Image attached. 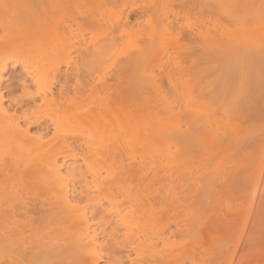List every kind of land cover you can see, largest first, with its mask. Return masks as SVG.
<instances>
[{"label": "rangeland", "instance_id": "rangeland-1", "mask_svg": "<svg viewBox=\"0 0 264 264\" xmlns=\"http://www.w3.org/2000/svg\"><path fill=\"white\" fill-rule=\"evenodd\" d=\"M123 1L125 2L126 0ZM45 2L43 7L45 11L43 10L44 13H42H46L47 23L50 25L48 28L52 31V33L48 31L50 33L47 34L48 40L38 39L40 42L36 40V42L30 44V38L25 37L23 42L31 46H29L30 50L27 46V50L23 49L22 52L14 48V51H9V48H7V50L5 49L4 52L0 53V59H4V63L6 62V71L3 73L2 81L3 87L6 86L3 94L6 100L2 102V106L7 107L11 115L15 113L13 109L17 108L16 113L21 115L23 110L21 108L31 109L28 102L30 96H37L35 101L37 105L32 112L30 111L29 121L49 122L53 123L52 125L54 126L53 130L42 137L41 140L33 139L32 141H27V144H23L17 149H14L16 147L0 149V172L3 174V177H0V194L1 192H6L7 194L16 193L24 200H35L33 203L35 202L38 208H36V212L33 211L32 214L34 215L31 214L33 217H31V220L23 219V225L20 224L18 232L14 231L9 245L4 248L2 245L0 246V260H5L7 257L13 260L16 257L14 264H92L91 257H89L92 247H88L82 255L78 256V253L75 254L78 257L72 255L71 259L63 249L62 244L67 240L66 236L69 238L73 233H75L73 235L79 233L69 222L70 217L62 220H46L48 219L45 215L46 213H43L47 210H54L60 205L61 192L66 187L68 189L73 185H75V188L78 187L76 184L77 179L74 178L77 174L74 173L75 175H72L73 172H65V178L62 177L63 179L49 184L42 176L38 178V176L34 177L30 174L28 163H23L25 161L23 157L31 154L39 144L54 145L62 138L63 145L66 148L60 149L63 154L58 156V163H65V168L71 165L85 172L91 187L95 181L94 184L98 180L100 182L102 177L106 178V180L108 177H118L124 169H130L135 172L153 169V171L157 172L156 176L158 175L161 180H163L162 177H165V175H167L168 179L170 177L168 175H171L170 172L174 175L171 176L174 177L173 179L169 178L171 182L175 180L172 184H169L170 186H167L170 181L168 183L165 181V184L164 180L166 178L163 180L167 188L163 184H161L163 185L160 186L161 188L156 184L152 188H148V186L145 192L140 190V192H136V188H134L136 179L132 177L130 185L120 188L113 195L111 194L112 196L108 195L105 190H102L103 192L95 190L90 192L89 195L87 194L88 196L86 195V197L90 196L88 199L85 196L86 199L84 197L72 198L71 204L76 207L74 213L89 215L88 219L90 223L92 222L89 225L88 236L83 237L84 241H87L92 236H96L99 242L103 241L105 249L112 250L113 255L109 254L111 251L107 252V250L106 252L111 257L110 260L112 259L111 261L115 264L118 259L123 261L126 256V260L131 257L133 261L135 259L131 264H141L149 259L156 260L158 256L161 259L156 260V264H201L204 261L207 264L213 257H219L216 252H218L219 248L221 249V245L223 248L226 247L228 249H224L227 252H224V256L222 255L221 258L219 257V264H264V53L262 52L264 50L261 49L262 51H259L264 46V16L263 18L261 17L263 19L261 20L262 22L258 21L259 23H255V25L253 23L243 25V20L241 23L232 21V23L224 24L226 22L218 19L219 16L217 14L221 16L220 18H223L218 8H215L216 14L211 9L215 15L214 19L212 12L209 13L208 11L206 13L207 9H204V5L202 9V2L201 5L198 3L199 5L197 4L196 8H193V6L191 8L190 4L187 5L186 3H189V0H129V2L127 0L128 3L125 2V4L124 2L121 3L120 0H48ZM39 3L36 5L38 6ZM250 3L251 6L248 5L252 10L250 14H254L253 12L258 14L256 12L257 9L258 11L261 9L260 13L264 11V8H261L264 7V0H252ZM41 5L38 6L39 9L42 8L40 7ZM185 5L189 6L190 9ZM32 6H30L31 9ZM197 6H200L201 9L199 7L197 9ZM124 9L132 12V20L127 28L120 25L122 20H119V22L115 20V15L121 10L125 11ZM2 11L0 10V13ZM163 11L167 13L165 14L168 18L163 17L166 16ZM186 11L188 12L185 13ZM71 12L78 13L79 20L77 21H79V24L75 23V25L73 24L74 22L70 24L71 31L65 34L66 38L63 41L65 43L64 47L69 48L64 50L59 36L60 28L57 25L60 23L59 20H61L62 14H66L67 16L65 15L64 17L67 19L72 14ZM174 12H177L176 14L182 12V14L178 18V15L177 17L174 16L176 15ZM242 13L245 16L247 14L246 11ZM136 14H138V17L135 16ZM0 15V19H4L8 14H5L6 17L4 16L3 18L4 13ZM79 15L82 16L79 17ZM85 15L96 17L98 19L96 25L89 29L88 19L86 20L87 17ZM206 15L209 16L207 17ZM30 16L28 18L31 19L27 20L25 18L26 21L23 23L26 28H30L34 24L32 19L34 16ZM258 16L260 17L261 15ZM75 18L77 17L75 16ZM166 18L170 21L169 27L163 22V20L166 22ZM171 19H174L175 22ZM221 20L223 25L219 23ZM212 23H215L214 29H212ZM217 23L221 27H218ZM119 29L122 35L116 37ZM122 30H126V32ZM9 31H4V34H1V41L9 37ZM119 31L118 34L120 33ZM113 36L116 39H120L116 40L114 38L118 43H116L112 53H110V56L100 68L93 70V72L91 71L93 73L92 75L90 74L91 80L85 82V77L83 76L88 73L86 72L87 67L83 63L85 53L91 49V45L97 48ZM57 37L59 38L57 39ZM239 39L241 41L243 39L245 41L244 44L247 45V47H244L243 52L245 48L254 49L250 53L257 52L259 49L260 57L263 54L262 59L256 57L255 59H260L257 61L253 58L255 61H250L251 58L249 60L246 58V60H242V58L241 62H238L240 59L235 61L233 59L228 62L229 59L227 57L226 59L228 60H225L226 64H223V59L217 58L213 55L214 53L209 52L214 46L207 50V47H211L212 43H218L220 40V43L222 41L223 43L225 41H231V43L232 41H237L236 43H238ZM58 40L63 50H61L59 43L57 44ZM71 44L77 47L74 50L70 49ZM83 44L88 45V47L83 46ZM244 44H241L242 47L240 46L239 51L243 49ZM52 46L56 51L54 50L53 52V49H50ZM200 46L205 47L207 51ZM218 46L220 45L218 44ZM246 53H249L247 49ZM136 55H139V57H144L145 55L144 62L146 61V64L147 61L151 63L163 58L162 69H158L153 65L152 69L145 67L144 71H139L137 68V71L134 68L120 70L127 59H131L132 56L135 57ZM233 55L230 59L233 58ZM48 57L53 61L56 59V62L60 59L62 60H60L62 62L60 74L75 73L77 75L76 79H79L84 84V88L80 93H72V90L69 89V94L60 109H55V105L49 100V93H44V86L51 78V72L46 67L47 61L44 62L48 60ZM66 57L70 60V63ZM63 59L65 63L67 61V66ZM37 61H41V63ZM3 62L1 61L0 63ZM36 64H38V67ZM26 66L37 78L38 83H36L38 85L41 83L43 86L37 87V85L32 84L34 86H31L30 84V87L28 86L29 79L25 84L19 81L20 77L18 75H23L24 70L27 69ZM34 66L37 68L34 69ZM35 77L34 79H36ZM71 83L73 84L74 81ZM57 87L56 85L53 88L54 91H56ZM205 89H212V91H210L211 93L207 92L209 94L207 95L205 92L203 93ZM199 90H201L200 93L202 92L203 97ZM246 95H248L247 98L253 100L247 99ZM55 97H57V93H55ZM248 100L249 102H247ZM166 103L172 106L171 109L166 108ZM245 111L253 113L251 116L248 115V120L245 119L246 117L242 118L241 116L242 112L244 113ZM194 114L197 116L200 114L199 117L196 116L200 119V122L203 117L209 116V118L206 117L208 125L204 126L207 123H203L206 118L203 119L205 121L198 122L200 124L198 126H201L204 130L199 131L200 135L197 142H195L196 140L193 142L188 140V143L186 142L187 139L184 140V137H187L191 132V128L192 130L195 127L197 128L196 124L193 123L195 127L190 124L195 117ZM193 115L194 117H192ZM202 115L204 116L202 117ZM251 117L254 118L250 119ZM191 118L193 119L190 121L189 119ZM193 121L196 122L197 119ZM208 126L211 128H207ZM74 132L76 135H74ZM71 135L79 138L82 143V152L80 154H78L76 147L72 143L73 136ZM223 135L226 137H222ZM182 136L184 137L182 138ZM222 138H226V140L220 142ZM114 150L120 151L116 157H112L111 154ZM73 153L77 154L76 159L73 158ZM12 155L13 158L14 156L20 158L19 160L13 159L20 161L17 163L18 166L15 163V168L13 166L3 171L4 168H7L5 166ZM88 171H91L89 172L91 175L87 173ZM93 171L95 173L98 172L99 176L92 178ZM148 175L150 176L151 174ZM76 177L78 178V175ZM41 178L48 185L43 184L40 181ZM91 178L94 180H91ZM150 179L151 176L146 178V180ZM90 180L94 182L92 183ZM203 181L213 182L216 186L212 191L211 197L209 196L210 199L208 197L209 202L212 203L211 205L213 206L214 204L216 206L217 204L218 207H222V211L218 209L220 212H223V208L225 210L228 207L225 217L230 222H233L231 223L233 226L234 224L236 225V222L241 225H237V229L236 227L233 229V226L228 222L229 225L227 227L223 226L219 236L217 234V236L205 237L191 232L192 234L188 233L191 235L190 237H187L189 236L188 234H186L187 236L184 235L186 237L177 234L178 237L175 234L174 238H172L173 236L169 238V230L175 227L171 226L169 230H166V234H163L164 236L160 234L161 238L155 237L157 235V232L155 233L156 224L160 223V219H171L173 215L172 206L171 211L169 209L165 211L163 208L168 202H172L174 198L179 201L178 203L180 204L177 210L182 214H180L181 218H185L186 221L190 218L191 220L201 219L202 221L204 216L208 218L212 214L210 212L206 214V209L200 207L204 199L208 200L203 194ZM185 187H191L192 189H188L189 192L186 191L183 194L180 190ZM169 188H171L170 191H168ZM178 189H180V193ZM89 190L91 191L92 189ZM182 194L183 197L185 196L184 198L181 197ZM166 195L169 196L167 197ZM156 198L158 200L155 201L154 199ZM97 200L98 203L100 202L99 204L105 206V210H108L105 213L108 214L103 212L98 215L99 212L96 211V206L100 207V205H96ZM162 200H164L163 205L158 204L162 203ZM148 202L154 205L156 203L160 207V209L158 207L160 211L153 205L156 211L151 210L150 212L145 208ZM40 204H42V207L39 206ZM140 204L144 205V210H142L143 208H141L142 205ZM4 207L9 208V206L0 205L1 217L7 214ZM91 209L92 212L95 210L94 213L96 214L97 212V215L92 214L90 212ZM215 209L214 211L217 210ZM90 213L93 217H96L91 219ZM202 213L205 214L202 215ZM41 215L42 217H40ZM101 215L104 219L103 222L105 219L111 220L110 222L108 221V226H104L105 223L102 224L103 222L100 223L102 221L99 220L102 219ZM114 215L117 218L119 217L118 220L117 218L116 220L114 219ZM113 216L114 218H112ZM110 218L118 223L115 222L114 224L117 223L116 225L112 224L113 220ZM120 218L122 221L124 219L125 222H133V225L127 223L129 224L127 226L123 222L120 224L123 225L121 227L119 225V222H122ZM183 223L184 220L181 225ZM185 225L187 226L186 222L181 226V229H185ZM111 226H113V231L110 228ZM126 226L133 227L126 228ZM145 229H148V234H146ZM101 230H103V233ZM110 231L112 233H109ZM150 231L153 233L151 232V234ZM104 232L106 233L104 234ZM113 232L117 233V235L115 236ZM126 234L128 237H126ZM121 241L125 242V244L128 243L131 246L130 248L135 245L134 250H128L127 248L126 252L124 251L125 254L123 253L124 255L120 253V256L117 251L114 254L110 242L119 244ZM55 242L56 244L53 245ZM29 245H33L34 249L32 248L29 251L31 253L24 254L23 252L27 250L26 248ZM119 245L121 246L122 244ZM57 252L58 254H63L64 252V256L61 254L59 258ZM65 256L67 258L63 260ZM141 257L144 259H141ZM208 257H210V260L206 262ZM196 258L205 260L200 262ZM196 261L197 263H195ZM128 262L126 264H130ZM150 262L151 260L146 264ZM103 263L105 262H100L99 264Z\"/></svg>", "mask_w": 264, "mask_h": 264}, {"label": "bare ground", "instance_id": "bare-ground-1", "mask_svg": "<svg viewBox=\"0 0 264 264\" xmlns=\"http://www.w3.org/2000/svg\"><path fill=\"white\" fill-rule=\"evenodd\" d=\"M42 1V0H41ZM40 0H0V10H3L1 13L3 14L4 13V15L2 16V18L5 16V14H8L7 15V17L6 18H4V19H0V53L1 52H4V50L6 49L7 50V48H9V51L11 50V51H14V49L15 50H19V51H21L22 52V50L23 49H25V50H27V46H28V49L30 50V45H27L26 43H24L23 42V39L25 38V37H28V38H30V40H29V43L30 44H33L34 42H36V40H48L47 38V34H50L49 32H51L52 33V31H50V28H48V26H50V25H48L49 23H47V19H46V16H45V14H43L44 13V1H48V0H43L42 2H41ZM107 1H116V0H107ZM119 1V0H118ZM121 1V3L122 2H124L123 0H120ZM188 1V0H187ZM40 2V3H39ZM45 2V3H46ZM125 2H127V0L125 1ZM125 2H124V4H125ZM128 2H129V0H128ZM127 2V3H128ZM201 2L203 3L202 4V9H203V5H204V9H207L206 10V13H208V11H209V13L210 12H212V10L214 11V13H215V8L217 9H219V12L220 13H222V17L223 18H220L221 16L220 15H218L217 14V16H219V18L218 19H222L223 20V22H226V23H224V24H227V23H232V21L233 22H242V20H243V22L245 23H243V25H248V23H253L254 25H255V23H259L258 21H260V22H262L261 20H263L264 18H263V16H264V11L262 12V13H260L259 11H261V9H259V11H258V9L256 10V12H258V14L257 13H255V12H253L254 14H250V13H252V10L250 9V2H252V0H189V3L188 2H186L187 3V5H189V6H191V8H192V6H193V8H196V5L199 3L200 5H201ZM37 3H39L38 4V6L39 5H41V3H42V5L40 6V7H42V8H38V6L36 5ZM183 4H185V3H183ZM198 4V5H199ZM33 5V6H32ZM187 5H185L186 7H187ZM248 5H250L249 7H248ZM30 6H32V9H31V7ZM35 6H37V7H35ZM184 6V7H185ZM189 6L187 7V8H189ZM212 6H214L213 8H212ZM216 6V7H215ZM198 7H199V9H201V7L200 6H197V9H198ZM206 7V8H205ZM229 7V8H228ZM37 10H36V9ZM186 8V9H187ZM231 8V9H230ZM250 10H249V9ZM262 9L264 8V7H261ZM35 9V10H34ZM190 9V8H189ZM196 9V10H197ZM212 9V10H211ZM229 9V10H228ZM44 10V11H43ZM125 10V9H124ZM194 10V9H193ZM247 10H249V11H247ZM37 11V12H36ZM39 11V12H38ZM75 11L76 12H78V10H76L75 9ZM154 11V10H153ZM156 11V10H155ZM182 11H184V10H182ZM204 12H205V10H203ZM216 11H218V10H216ZM246 11V16H245V14L244 13H242V12H245ZM251 11V12H250ZM254 11V10H253ZM5 12H7V13H5ZM43 12V13H42ZM164 12V11H163ZM188 11H186L185 13H187ZM0 13V14H1ZM9 13H11V14H9ZM72 13V12H71ZM74 13V14H73ZM72 14H70L68 17H67V19H65V15L64 14H62L61 15V20H59V25H57V26H59V28H60V31H59V36H60V41H61V45H62V47L64 48V50H65V48H67V50H68V48L69 47H64L65 46V43L63 42V41H65L64 40V38H66L65 36V34L66 33H68V32H70L71 31V29H70V24H72L73 22V24H79V21H77V20H79V18H78V13H76L75 14V12H73ZM166 12H164V14H165ZM175 14L177 13V12H174ZM180 13V12H179ZM176 14V15H174L175 17H177V15H178V18H179V16H181V14H182V12L180 13V14ZM167 14V13H166ZM165 14V15H166ZM172 14H173V11H172ZM171 14V15H172ZM212 14H213V12H212ZM216 14V13H215ZM263 14V15H262ZM31 15V16H30ZM32 15L34 16V17H32ZM87 15V14H86ZM85 15V16H86ZM138 14H136L135 16L136 17H138L137 16ZM149 15V14H148ZM159 15V14H158ZM160 15H161V13H160ZM214 15V14H213ZM248 15H250V16H248ZM258 15H261L260 17L258 16ZM1 16V15H0ZM32 17V19L34 20V24L32 25V27H30V28H26V27H24L23 26V23L26 21V19L25 18H27V20L28 19H31V18H28V17ZM67 16V15H66ZM75 16L78 18H75ZM80 16H82V15H79V17ZM173 16V17H174ZM207 16V15H206ZM209 16V15H208ZM207 16V17H208ZM244 16V17H243ZM248 16V17H247ZM10 17V18H9ZM37 19H36V18ZM87 18H86V20L88 21V25H89V29L90 28H92L93 26H95L96 25V23H97V21H98V19L96 18V17H94V16H92V15H89V16H86ZM163 17H167V15L166 16H163ZM211 17V16H210ZM214 17V19H215V15L213 16ZM213 17H211V19H213ZM263 19H262V18ZM161 18V17H160ZM159 18V19H160ZM168 18V17H167ZM167 18H166V22L163 20V22L165 23V25L167 26V27H169V25H170V21L169 20H167ZM259 18H260V20H259ZM65 19V20H64ZM100 19V18H99ZM162 19V18H161ZM163 19H165V18H163ZM177 19V18H176ZM217 19V20H218ZM102 20V19H101ZM114 20V19H113ZM115 20L117 21V22H119V20H122L121 21V26H124L125 28H127L129 25H130V23H131V20H132V12H131V10H128V11H123V10H121L120 12H118L116 15H115ZM171 20H173L174 21V19H171ZM222 20L219 22L220 24L222 23ZM249 20V21H248ZM115 21V22H116ZM169 21V22H168ZM213 21H216V20H213ZM219 21V20H218ZM218 21H216V22H218ZM246 21V22H245ZM48 22H51V21H48ZM175 22V21H174ZM52 23V22H51ZM75 24V25H76ZM77 24V25H78ZM116 24H118V23H116ZM213 24V23H212ZM53 25V24H52ZM214 25H215V23L213 24V26H212V29H214L213 27H214ZM222 25H223V23H222ZM56 26V27H57ZM217 26L218 27H221V25H218V23H217ZM224 27V26H223ZM222 27V28H223ZM55 28V27H54ZM121 29V28H120ZM119 29V30H120ZM123 29V28H122ZM10 30V31H9ZM118 30V31H119ZM4 31H9V37L8 38H5V39H3L2 41H1V34L4 32ZM49 31V32H48ZM118 31H117V34L116 35H118V36H116V37H119V35H122L121 34V30L119 31L120 33L118 34ZM122 31H124V32H126V30H122ZM128 32V31H127ZM10 33H12V34H10ZM123 33V32H122ZM4 34V33H3ZM2 34V35H3ZM54 34V33H53ZM7 35H8V33H7ZM55 36V35H54ZM121 37V36H120ZM59 37H57V39H58ZM115 37L113 36V37H111V38H109V40L107 41V42H105L104 44H102V45H99L97 48L95 47V46H92L91 45V49H89V51H85L86 53H85V56H84V64H85V66L87 67V70H86V72H88V73H86L83 77H85V82L86 81H88L89 82V80H91V75L93 74L92 72H93V70H95V69H97V68H100V66H102V64L106 61V59L108 58V56H110V53H112V51H113V49L115 48V45H116V43H118V41H116L117 39H120V38H115ZM37 41V42H40V41ZM241 41V39H239V42L238 43H236L237 41H232V43H231V41L229 42H227V41H225L224 43H223V41H222V43H220L221 42V40H220V42H215V43H212V46H211V44H210V46L211 47H207L208 49L207 50H209V48H212L213 46V48L211 49V51H209V52H211V53H214L213 55H215V57H217V58H221V59H223L224 60V62H223V64H226V62H225V60L227 61L228 59V62L230 61V60H233L234 59V61L235 60H239L240 59V61H238V62H241V59L242 60H246V59H250V61L251 60H254L256 57H260V55H259V52H258V50H257V52L255 51V52H251L250 53V51H252V50H254V49H251V50H249L248 48H245V51L243 52V50H244V47H247V45L246 44H244L245 43V41L242 39V41H244V42H240ZM64 44H63V43ZM91 42V41H90ZM233 42H235V43H233ZM59 43V40H58V42H57V44ZM92 43V42H91ZM229 43V44H228ZM244 44L243 45V49L241 50V51H239V49H240V46L242 47V45L241 44ZM80 44V43H79ZM216 44V45H215ZM218 44L220 45V46H218ZM228 44V45H227ZM232 44V45H231ZM239 44V45H238ZM59 45H60V43H59ZM61 45H60V48H61V50H63L62 49V47H61ZM227 45V46H226ZM231 46V48H230V46ZM236 45V46H235ZM30 46V47H29ZM79 46V45H78ZM81 46V45H80ZM83 46H86V45H84L83 44ZM216 46V47H215ZM237 46H239V48H237ZM26 47V48H25ZM77 47V46H76ZM76 47H74V45H72L71 44V46H70V49H75ZM86 47H88V45L86 46ZM201 47V46H200ZM203 47V46H202ZM201 47V48H202ZM235 49H234V48ZM264 47V46H263ZM263 47H259L260 48V52L262 51V50H264L263 49ZM14 48V49H13ZM17 48H19V49H17ZM20 48H22V49H20ZM204 49L203 50H206L205 49V47H203ZM50 49H53V46H52V48H50ZM69 49V50H70ZM86 49V48H85ZM214 49H216V50H214ZM232 49H234V50H232ZM238 49V50H237ZM246 49H247V51H249V53H246ZM262 49V50H261ZM3 50V51H2ZM54 50L55 49H53V52H54ZM206 50V51H207ZM56 51V50H55ZM230 51V52H229ZM6 52V51H5ZM26 53H27V51H25ZM50 52V51H49ZM228 52V53H227ZM263 53H264V51H262ZM55 53H57V52H55ZM233 55V58L232 59H230L231 58V54ZM258 53V54H257ZM50 54H52V53H50ZM53 55H54V53H53ZM141 55H142V52H141ZM217 55V56H216ZM229 55H231V56H229ZM262 56L260 57L261 59H262V57H263V54H261ZM55 56V55H54ZM137 56V55H136ZM135 56V57H136ZM134 56H132V58H133ZM135 57L132 59L131 57V59H127V61L126 62H124L123 64H122V66H121V68H120V70H130V69H132V68H134L136 71H137V69L140 71H144L145 69V67H148L149 69H152L154 66L156 67V68H158V69H162V65H163V63H164V59L163 58H160L158 61H153V62H149L148 63V61H147V64L144 62V58H146L145 57V55H144V57H142V56H140L139 57V55L137 56V60L135 59ZM140 59H139V58ZM228 57V59H226ZM241 57V58H240ZM3 58V57H2ZM45 58H47V57H45ZM45 58H44V60H45ZM57 58V57H56ZM67 58V57H66ZM216 58V59H217ZM225 58V59H224ZM246 58V59H245ZM254 58V59H253ZM259 58V59H260ZM50 58L48 57V60H45L44 62H46V67H47V69H49L50 70V72H51V78H50V80H49V82L47 83V84H45V90H44V93H49V100L55 105V109H60V107H61V105L64 103V101H65V98L67 97V95L69 94V89L70 90H72V93H80L82 90H83V88H84V84L79 80V79H76L77 78V75L75 74V73H73V74H75L74 76H72L73 74H67V73H62V74H60V65H61V63L62 62H60V60L58 61V62H56V59H55V61H53L52 59H50ZM135 59V60H134ZM138 59H139V63L137 62L138 61ZM258 58L257 59H255V60H259ZM3 60L4 59H0V62L2 61L3 62ZM64 60V59H63ZM142 60V61H141ZM148 60V59H147ZM223 60H221V61H223ZM254 60V61H255ZM43 61V60H42ZM62 61V60H61ZM67 61L70 63V60L67 58ZM67 61H66V63H65V60L63 61L64 63H65V65L67 66ZM218 61H219V59H218ZM38 62V61H37ZM40 63H41V61H39ZM38 62V63H39ZM145 64H144V63ZM6 63V62H5ZM5 63L3 62V63H0V149H4V148H8V147H16V148H14V149H17L18 147H20L21 145H23V144H27V141H32L33 139H40L41 140V138L42 137H44V136H46V135H48V133L49 132H51L52 130H53V123L51 124V123H49V122H44V123H41V122H39V121H37V122H31V121H29V119H28V117H29V113H30V111L32 112V110H34L33 108H35L36 107V99H37V96H34V95H31L30 96V99L28 100V102L30 103V108L31 109H29V108H26V109H24V108H21V109H23L22 111H21V115H19V114H17L16 113V110H17V108H15V109H13V111L15 112V113H13L12 115L8 112V108L7 107H4V106H2V102L3 101H5L6 100V98L4 97V88L6 87V86H4L3 87V85H2V81H3V73H4V71H6V68H5ZM63 63V64H64ZM143 63V64H142ZM157 64V65H156ZM222 64V63H221ZM41 65H43V64H41ZM154 65V66H153ZM28 66V65H27ZM27 66H26V68H27ZM36 66L38 67V64H36ZM36 66H34L35 68L34 69H36L37 67ZM46 67H44V68H46ZM139 67H140V69H139ZM26 68H24V69H26ZM40 68H42V67H40ZM137 68V69H136ZM32 70V69H31ZM37 70H39V69H37ZM25 72L23 73V75H18L20 78H19V81H21L23 84H25V83H27V80L29 79V81H28V83H29V85L28 86H30V84H31V86H34V85H37V87H41V86H43L41 83H39V85L37 84L38 82V80H37V78L32 74V71H29V69L27 68L26 70H24ZM92 71V72H91ZM134 71V70H133ZM36 72V71H35ZM37 73V72H36ZM91 74V75H90ZM71 75V76H70ZM36 78V79H34V77ZM72 81H74V83L72 84L71 82ZM37 82V83H36ZM32 84H34V85H32ZM41 84V85H40ZM58 86L57 87V89H56V91H54V87L55 86ZM30 86V87H31ZM92 91V90H91ZM200 91L201 90H199V93H200ZM210 91H212V89L210 90V89H205V91L203 90V93L205 92L206 94H207V92L208 93H211ZM55 93H57V97H55ZM202 93V92H201ZM200 93V94H201ZM207 95H209V94H207ZM213 95V94H212ZM201 96H202V94H201ZM247 96L248 95H246V98H247ZM203 97V96H202ZM205 97V96H204ZM249 97H250V95H249ZM206 99V98H205ZM207 99H208V97H207ZM210 99V98H209ZM247 99H249V98H247ZM246 99V100H247ZM251 99V98H250ZM249 99V100H250ZM249 100L247 101V102H249ZM253 100V99H252ZM252 100H250V101H252ZM165 102V101H164ZM27 105V104H26ZM25 105V106H26ZM169 104L168 103H166V108L167 109H171V107L172 106H168ZM245 112H246V114H245ZM244 113L242 112V118H245L246 120H248L249 119V117H248V115L249 116H251L253 113H250V111L249 112H247V111H245ZM250 113V114H249ZM195 115V114H194ZM194 115L192 116V117H194ZM197 115H195V117H196ZM200 116V114H198V116L197 117H199ZM204 115H202V117H203ZM194 117V119L193 118H191V119H189L190 121L193 119V120H196L197 119V121L196 122H194L193 120L191 121V123L190 124H196L195 126H197V128L194 126V124L192 125L193 127H195L194 128V130H192V128H191V132H190V128H189V132H187V133H189L188 135H187V137H184V136H182V138L184 137L185 139L184 140H186V142H188L189 143V141H195V142H197V140L199 139L198 137H199V131H201L203 128H201V126H198V125H200L198 122H200V119L199 118H195ZM202 117H200V118H202ZM207 117V116H206ZM205 117V118H206ZM204 117L201 119L202 121H205V120H203V119H205ZM207 118H209V116L207 117ZM206 118V121L205 122H203V123H207V124H204V126L206 125H208V119ZM254 118V117H253ZM252 117L250 118V119H253ZM256 118V117H255ZM199 119V120H198ZM210 120V119H209ZM201 121V122H202ZM200 122V123H201ZM210 122V121H209ZM202 123V124H203ZM201 124V125H202ZM211 125V124H210ZM110 126V125H109ZM191 126V125H190ZM191 126V127H192ZM199 128H201V129H199ZM207 128H211L210 126H208ZM207 128H205V129H207ZM199 129V130H198ZM198 132H197V131ZM204 130V129H203ZM186 133V134H187ZM186 134H185V136H186ZM197 134H198V136H197ZM74 135H76V133L74 132ZM74 135H71V136H73L72 138H73V141H72V143H73V145L76 147V150H77V152H78V154H80L82 151V148H81V142H80V140H79V138H77V137H74ZM182 135V134H181ZM181 135H177V136H181ZM36 137V138H35ZM222 137H226L225 135H223ZM189 140V141H188ZM222 141H220V142H223L224 140H226V138L225 139H221ZM186 142H185V144H186ZM187 145V144H186ZM63 148H66L64 145H63V140H62V138L57 142V144H54V145H50V144H39L37 147H36V149H34L33 151H32V155L31 154H29V155H27V156H25V157H23L24 158V160L25 161H23V163H28L27 165H28V167H29V172H30V174H32L34 177L35 176H38V178L40 177V176H42V178L46 181V182H48L49 184H51V183H53V182H55V181H57V180H59V179H63L62 177H64L65 178V172L67 173L68 171V173H72V175L75 173V174H77L78 175V178L76 177V176H74V178H76L77 179V181H76V184L78 185V187H76L75 188V185H73L70 189H68L67 187L64 189V190H62V192H61V198H60V205L56 208V209H54V210H47V211H44L43 213H46L45 215H46V217L48 218V219H46V220H49V219H52V220H62L63 218L65 219H67V217H70V223L73 225V227L75 228V230L78 232L79 231V233H77L76 235H73V234H75V233H73L72 234V236H68L69 238H67V236H66V242L65 243H63L62 244V246H63V249L67 252L66 254H68V257H70V259H71V256L72 255H74L75 257H78L79 255H82V254H84V252H85V250L88 248V247H92V249H91V255L89 256V257H91L90 259H91V261H92V264H99L100 262H105V263H103V264H115L113 261H111L110 260V258L111 257H109V254L110 255H113L112 254V250L110 249V250H106L105 249V247H104V245H103V241H100L99 242V240L97 239V237L96 236H92L90 239H88L87 241H84V236H88V231H89V225H91V223H90V221H89V219H88V216L89 215H85L84 213H81V214H76V213H74L75 212V209H76V207H74L72 204H71V200H72V198H77V197H86V195L88 194L89 195V193L90 192H92V191H97L98 190V192H100V190L102 191H106V192H108V195H113V193L114 192H116V191H118L120 188H125V186H128V185H130V182L132 181V177L133 178H135L136 179V181H135V183H134V185H135V187L134 188H136V192L138 191V192H145V190H146V188L148 187V188H152V187H155L156 186V184H157V186L159 185V187L160 186H163L164 185V183H165V181H166V183H168V181H170L169 183H168V185L167 186H170L169 184H172L173 183V181H175V180H173L172 182H171V180L169 179V178H171V179H173L174 177H171L172 175H173V173L172 172H170V174L171 175H168V179H167V175H165V177H162V179L164 180L165 178H166V180H164V183H163V180H161V178L159 177L158 178V175L156 176V171H153V169L152 170H146V169H144V170H142V171H139V172H135V171H131L130 169H124V170H122V172H121V174L118 176V177H114V178H112V177H108V179L106 180V178H104V177H102L101 178V181L99 182V180H98V182L96 183V184H94L95 182L94 181H91V180H94V179H92L93 177H95V176H99L98 175V172L97 173H95L94 171L92 172V178H91V182L93 183V186L91 187V185H89V180H87V178H86V173L85 172H83V171H81V170H79V169H77V168H75V167H73V166H69V167H66L65 168V163H58V161H57V158H58V156H60V155H62L63 153L60 151V149H63ZM120 151L119 150H114L111 154H112V157H116V155L119 153ZM73 155V158H77V154H75V153H73L72 154ZM63 156H66V155H63ZM11 159L9 160V162L7 163V165L5 166V167H7V168H2L3 169V171H5V169H10L11 167H13V168H15V166H16V164L17 163H19L20 161H16V160H13V159H17V160H19L20 158H16L15 156H14V158H13V155L10 157ZM29 160V162H27L28 160ZM16 163V164H15ZM17 166H18V164H17ZM10 167V168H9ZM76 169V170H75ZM89 172H91V171H88L87 173H89ZM95 173V174H94ZM74 174V175H75ZM90 175H91V173H89ZM148 174H151L150 176H151V179L150 180H146V178L147 177H150ZM3 174H2V172H0V177L2 176ZM174 176V175H173ZM3 177V176H2ZM42 178L40 179V181H42L43 182V184H47L48 185V183H44L45 181H43L42 180ZM100 178V177H99ZM103 178H104V180H103ZM210 181H212L211 179H209ZM207 181V180H206ZM215 182H216V180H215ZM165 183V184H166ZM191 183V182H190ZM91 184V183H90ZM161 184H163V185H161ZM192 184V183H191ZM191 184H188V185H191ZM46 185V187L49 189V187ZM153 185V186H152ZM174 185V184H173ZM188 185H187V187H188ZM91 188H90V187ZM158 187V188H159ZM164 187L165 188H167L165 185H164ZM163 187V188H164ZM187 187H185V188H183L184 189V191H182V190H180V189H178V192H179V190H180V192H183V194H185L186 193V191H188L189 192V190L188 189H190V188H187ZM193 187V186H192ZM200 188H201V186H199ZM214 187H216L215 185H214V183L213 182H202V190H203V194L205 195L204 197L205 198H207L208 199V197L210 196L211 197V194H212V191H213V189H214ZM74 190H73V189ZM161 188V187H160ZM159 188V189H160ZM179 188V187H178ZM182 188V187H181ZM72 189V190H71ZM89 189H92L91 191L89 190ZM156 189H157V187H156ZM159 189H158V191H159ZM170 189L171 188H169V190L168 191H170ZM192 189V188H191ZM140 190V191H139ZM163 190V189H162ZM201 190V191H202ZM102 191V192H103ZM152 191H154V190H152ZM156 191V190H155ZM135 192V191H134ZM179 192V193H180ZM187 192V193H188ZM179 193H177L178 195H179ZM91 194H93V193H91ZM107 194V193H106ZM136 194H138V193H136ZM141 194V193H140ZM183 194H182V198H184L183 197ZM87 195V196H88ZM108 195H106V196H108ZM111 195V196H112ZM139 195V194H138ZM177 195V196H178ZM181 195V194H180ZM143 196V195H142ZM167 196V195H166ZM169 196V195H168ZM167 196V197H168ZM177 196H176V198H177ZM84 197V198H85ZM90 197V196H89ZM89 197H86L87 199L89 198ZM93 197V196H92ZM173 197V196H172ZM175 197V196H174ZM210 197H209V199H210ZM83 198V199H84ZM85 198V199H86ZM154 198V197H153ZM82 199V198H81ZM169 199V198H168ZM172 199V198H171ZM209 199L208 200H206V199H204L203 201H202V205L200 206L201 208L202 207H204L205 209H206V214H207V212L209 213L210 212V214H208V215H210L208 218H205V216H204V218L202 219V221H201V219H195V220H191V218L190 219H188V221H186V219L185 218H181L182 216H180V214L181 213H179L178 212V210H177V208H178V206H179V204L180 203H178L179 201L177 200V199H173V201L172 202H168L167 203V205H165V208H163L165 211H167L168 209L170 210L171 209V206L173 207V215L171 216V215H169V216H171V219H160V223H157L156 224V226H157V228L155 229V233L157 234V235H155V237H160V234H161V236L165 233L166 234V230H169L170 229V227L171 226H175L174 227V229H172V230H169V232H168V236H170L169 238H171L172 236V238H174V235L176 234H181L180 236H182V237H186L187 235L186 234H190L191 232H195V233H197V235H200V236H205V237H208V236H212V235H216L217 236V234H218V236H219V233L221 232V230H222V228H223V226L225 227H227L228 225H229V223L231 224V223H233V222H230L225 216H226V213L228 212L227 210V206H228V204H226L227 206V208L224 210V208H223V212H220L219 210L222 208V207H218L217 206V204H216V206L213 204V206L211 205L212 203L211 202H209ZM37 200V199H36ZM155 201L156 200H158L157 198L156 199H154ZM177 200V201H176ZM33 201H35V200H33ZM33 201L32 200H24V198H22L21 196H19L18 194H16V193H12L11 192V194H7L6 192L4 193H2L1 192V194H0V205H2V206H4V205H6V206H9V208L7 207V208H5L6 210V215L4 216V217H1L2 215H0V246L2 245L3 246V248L4 247H7L8 245H9V243L12 241V236L14 235V231H19L20 229V224H22L23 225V223H24V221H23V219L24 218H27L28 220H31V217H32V215H34V214H32L33 213V211H35L36 212V210L38 209L36 206V203L34 202L33 203ZM145 201V200H144ZM160 201V200H159ZM159 201H157V202H159ZM149 202H150V200H149ZM148 202V204L147 205H145V208H147L150 212H151V210H154L155 209V207L154 206H156V208L158 209V205L155 203V205L153 204V203H149ZM162 203H158V204H162L163 205V202H164V200H162L161 201ZM41 203V202H40ZM100 203V202H99ZM98 203V200H97V202H96V205H98L99 204ZM141 203V202H140ZM146 203V202H145ZM10 204V205H9ZM104 204V203H103ZM165 204V203H164ZM171 204V205H170ZM42 204H40L39 206H41ZM95 205V204H94ZM95 205V206H96ZM100 205V207H98V206H96L97 207V210H96V208H95V210L97 211V212H99L98 213V215L99 214H101V213H105V212H108V210L106 211L105 210V206H103V205H101V204H99ZM140 205H142V204H140ZM154 205V206H153ZM211 205V206H210ZM103 208H102V207ZM143 206L144 205H142L141 206V208H143ZM169 206H170V208H169ZM210 206V207H209ZM42 207V206H41ZM108 207V206H107ZM213 209H212V208ZM218 207V208H217ZM37 208V209H36ZM203 208V209H204ZM208 208H209V211H208ZM217 210H216V209ZM1 209H2V207H1ZM1 209H0V211H1ZM40 209V208H39ZM159 209H160V207H159ZM158 209V210H159ZM214 209L216 210V211H214ZM219 209V210H218ZM95 210L92 212V209L90 210V212L92 213V214H95L94 212H95ZM142 210H144V208L142 209ZM163 210V211H164ZM211 210H212V212H211ZM149 211H147V212H149ZM156 210H154V212H155ZM160 211V210H159ZM162 211V212H163ZM171 211V210H170ZM180 211V210H179ZM219 213H218V212ZM221 211H222V209H221ZM225 211V212H224ZM38 212H39V210H38ZM37 212V213H38ZM97 212H96V214L95 215H97ZM158 212V211H157ZM204 212H205V210H204ZM213 212L215 213L214 215H213ZM216 212H217V214H216ZM36 213V214H37ZM74 213V214H73ZM90 213V214H91ZM1 214V213H0ZM32 214V215H31ZM91 214V219L92 218H95V217H93V215ZM105 214H108V213H105ZM105 214H103V215H105ZM203 214H205V213H202V215ZM44 215V214H43ZM113 215V214H112ZM167 215V214H166ZM182 215V214H181ZM184 215V214H183ZM201 215V216H202ZM213 215V216H212ZM115 216V215H114ZM114 216L112 217V218H114ZM168 216V217H169ZM201 216H199V217H201ZM40 217H42V215L40 216ZM44 217V216H43ZM98 217V216H97ZM167 217V218H168ZM196 217V216H195ZM207 217V216H206ZM33 218V217H32ZM99 218V217H98ZM101 218H102V215H101ZM112 218H110V219H112ZM116 218H117V216H115V220H116ZM119 218V217H118ZM118 218H117V220H118ZM124 218V217H123ZM122 218V219H123ZM165 218V217H164ZM97 219V218H96ZM109 219V218H108ZM114 219H112L113 221V223L112 224H114L115 222H117V221H115ZM125 219V218H124ZM124 219H123V221L121 220V218H120V221H122V222H119V225L120 224H122L123 222H124V224H127V223H131V222H125L124 221ZM194 219V218H193ZM22 220V221H21ZM98 220V219H97ZM99 220H102V221H100V223L101 222H103V218L102 219H99ZM126 220V219H125ZM183 220H184V223L186 222L187 223V226L185 225V229L183 228V229H181V226L184 224H182L181 225V222H183ZM107 221V222H106ZM108 221L110 222L111 220H106L105 219V221L102 223V224H104V226L106 225V226H108L109 225V223H108ZM127 221H130V220H127ZM201 221V222H200ZM50 222V221H49ZM57 222V221H56ZM180 222V224H178ZM229 222V223H228ZM97 223H99V222H97ZM118 223V222H117ZM116 223V224H117ZM116 224H114V225H116ZM129 224H127V226H129ZM132 225H133V222L131 223ZM239 223H237L236 222V225L234 224V226H233V224H231V226H233V229H234V227H236V229H237V225H238ZM119 225H117V226H119ZM153 225V224H152ZM178 225H180V227H178ZM241 225V224H240ZM240 225H238V226H240ZM121 227H123V225H120ZM125 226V225H124ZM126 226V228H132L131 226L130 227H127ZM24 227V226H23ZM27 227V226H26ZM114 227H116V226H114ZM155 227V226H154ZM153 227V228H154ZM110 228H112V231L114 230L113 229V226H111ZM152 228V229H153ZM105 229V228H104ZM109 230H111V229H109ZM148 229H145V231L147 232H145L146 234H148L149 233V231H147ZM150 230V229H149ZM105 231V230H104ZM108 231V230H107ZM112 231H110L109 233H112ZM152 231H154V230H152ZM152 231H150V233L152 232ZM101 232L103 233V230H101ZM118 232V231H117ZM239 232H240V230H239ZM100 233V232H99ZM101 233V234H102ZM106 232H104V234H105ZM114 233V232H113ZM143 233H144V231H143ZM143 233H140V234H143ZM153 233V232H152ZM151 233V234H152ZM195 233H194V235H195ZM236 233V232H235ZM115 234V236L117 235V233H114ZM150 234V235H151ZM188 234V235H189ZM192 234V233H191ZM97 235V234H96ZM99 235V234H98ZM108 235V234H107ZM106 235V236H107ZM159 235V236H158ZM184 235H186V236H184ZM102 236V235H101ZM108 236H110V235H108ZM147 237H150V236H148V235H146ZM164 236V235H163ZM178 236V235H177ZM191 235H189V236H187V237H190ZM221 236V235H220ZM111 237V236H110ZM126 237H128L127 236V234H126ZM179 237V236H178ZM181 237V238H182ZM224 237V236H223ZM112 238V237H111ZM161 238V237H160ZM166 238H167V236H166ZM165 238V239H166ZM169 238H168V240H169ZM221 238V237H220ZM163 239H164V237H163ZM163 239H161V240H163ZM125 240H127V239H125ZM167 240V239H166ZM172 240V239H171ZM175 240V239H174ZM220 240V239H219ZM114 241V240H113ZM127 241H129V240H127ZM164 241V240H163ZM224 241H225V238H224ZM59 242V241H58ZM58 242H57V244H58ZM117 242H119V241H117ZM122 242V243H121ZM119 244H122L121 246L119 245V244H117L116 242H114V244H112L111 242H110V244L112 245L111 247L113 248V253L115 254V253H119V255L121 256V254H125V252H126V250H127V248H128V250L129 249H133V248H135L133 245V248H130L131 246H129V244L127 243V244H125V242L123 243V241H121ZM167 242V241H166ZM228 242V241H227ZM221 243V242H220ZM52 244V243H51ZM54 244H56V242L55 243H53V245ZM104 244H107V243H104ZM133 244V243H132ZM130 245H131V242H130ZM33 246V245H32ZM32 246H28L26 249V251H24L23 253L24 254H27V253H31V252H29V251H31V249L33 248ZM52 247V246H51ZM107 247H109V246H107ZM218 247V246H217ZM216 247V248H217ZM97 248V249H96ZM34 249V248H33ZM104 249V250H103ZM223 251H222V250ZM221 249L219 248V250H217L218 252H216V254L218 253V256L221 258L222 257V255L224 254V252H227V251H225L224 249H228V248H223L222 247V245H221ZM134 250V249H133ZM61 251H62V249H61ZM83 253H82V252ZM109 252V251H111V252H109V254H107V252ZM117 251V252H116ZM125 251V252H124ZM132 251V250H131ZM154 251V250H153ZM223 253H222V252ZM59 252V251H58ZM58 252H57V255H58V257H59V255H60V257H61V254L62 253H59L58 254ZM81 252V253H80ZM155 252V251H154ZM78 253V256H76L75 254H77ZM86 253H87V251H86ZM121 253V254H120ZM157 253V252H156ZM155 253V254H156ZM63 254H64V252H63ZM62 254V255H63ZM65 254V255H66ZM69 254H70V256H69ZM123 254V255H124ZM154 254V253H153ZM57 255H56V257H57ZM64 256V255H63ZM129 256V255H128ZM147 256H149V255H147ZM147 256H146V258H147ZM152 256V255H151ZM158 256V255H157ZM161 256H163V255H161ZM194 256V255H193ZM192 256V257H193ZM197 256H199V255H197ZM217 256V257H218ZM224 256V255H223ZM59 257V258H60ZM87 258H88V256H86ZM150 257V256H149ZM164 257V256H163ZM219 257L218 258H216V256H215V258H216V260H215V258L213 257V259H209L210 257H208L207 259L208 260H206V262L207 261H209V263H207V264H219V262H218V259H219ZM65 258H67L66 256L64 257V259L63 260H65ZM118 258H120V257H118ZM124 258V257H123ZM126 258H127V256H126ZM126 258L125 259H123V261H119V259L117 260V261H115V262H117L116 264H126L128 261L130 262V264L131 263H133L134 261H135V259H134V261L132 260V257L130 258V259H127L126 260ZM129 258V257H128ZM145 258V259H146ZM150 258H152V257H150ZM155 258H156V256H155ZM160 257L158 256V259H156V260H160L159 259ZM201 258V257H200ZM199 258V260H200V262L201 261H204V260H201ZM204 258V257H203ZM69 259V258H68ZM122 259V258H121ZM120 259V260H121ZM141 259H144L143 257H141ZM149 259V258H148ZM189 259H190V256H189ZM195 259V258H194ZM197 259V258H196ZM137 260V259H136ZM149 260H151V262L149 263V264H156V260H154V259H149ZM148 260V261H149ZM198 260V259H197ZM198 260V261H199ZM221 260V259H220ZM14 261H16V257H14L13 258V260L11 259V258H9V257H7V258H5V260H0V264H14ZM125 261H127L126 263H125ZM144 261V260H143ZM148 261H145L144 263H141L140 261H139V263H141V264H146V263H148ZM193 261V260H192ZM128 262V263H129ZM195 263H197V261L195 262ZM203 264H206L205 263V261L204 262H202ZM201 263V264H202ZM172 264V263H171Z\"/></svg>", "mask_w": 264, "mask_h": 264}]
</instances>
